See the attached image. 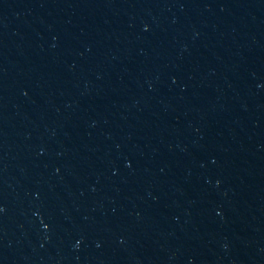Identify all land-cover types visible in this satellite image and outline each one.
<instances>
[{"label": "water", "instance_id": "95a60500", "mask_svg": "<svg viewBox=\"0 0 264 264\" xmlns=\"http://www.w3.org/2000/svg\"><path fill=\"white\" fill-rule=\"evenodd\" d=\"M0 264H264V0H0Z\"/></svg>", "mask_w": 264, "mask_h": 264}]
</instances>
